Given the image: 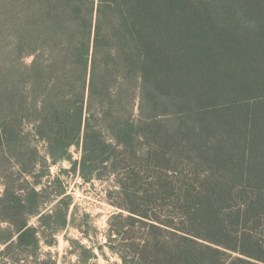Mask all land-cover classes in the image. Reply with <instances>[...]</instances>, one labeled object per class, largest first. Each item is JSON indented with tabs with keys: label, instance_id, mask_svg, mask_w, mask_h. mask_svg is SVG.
I'll return each mask as SVG.
<instances>
[{
	"label": "trees",
	"instance_id": "trees-1",
	"mask_svg": "<svg viewBox=\"0 0 264 264\" xmlns=\"http://www.w3.org/2000/svg\"><path fill=\"white\" fill-rule=\"evenodd\" d=\"M65 174L110 264H264V0H0V264H58Z\"/></svg>",
	"mask_w": 264,
	"mask_h": 264
},
{
	"label": "rangeland",
	"instance_id": "rangeland-1",
	"mask_svg": "<svg viewBox=\"0 0 264 264\" xmlns=\"http://www.w3.org/2000/svg\"><path fill=\"white\" fill-rule=\"evenodd\" d=\"M74 159L80 158L81 152L72 149ZM69 167L70 163L63 164ZM53 172L58 171L54 166ZM64 179L70 182V192L75 197V215L73 223L58 232L52 245L42 242L43 253L54 255L58 264L78 263V257L72 251L75 246L72 240H78L81 244L94 248L96 257L90 259L89 264H110L120 261L107 245L108 220L115 213L116 208L108 200V183L96 179L93 182H85L78 174H65ZM3 190L0 184V191ZM36 223V218L32 219Z\"/></svg>",
	"mask_w": 264,
	"mask_h": 264
}]
</instances>
